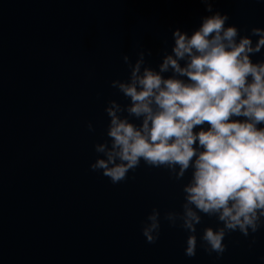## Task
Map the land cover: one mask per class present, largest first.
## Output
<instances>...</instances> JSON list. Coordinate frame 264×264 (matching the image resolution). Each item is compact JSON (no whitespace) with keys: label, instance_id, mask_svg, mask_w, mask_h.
I'll return each instance as SVG.
<instances>
[{"label":"water","instance_id":"obj_1","mask_svg":"<svg viewBox=\"0 0 264 264\" xmlns=\"http://www.w3.org/2000/svg\"><path fill=\"white\" fill-rule=\"evenodd\" d=\"M212 7L241 35L264 28V0ZM205 9L200 0H0V264H264V226L227 235L217 257L200 246L203 228L219 226L207 216L196 256H185L189 233L163 215L182 210L191 170L177 181L142 161L113 184L90 169L108 101L129 103L111 87L128 79L123 55L135 62L151 50L146 63L158 70L173 31L191 34ZM153 208L161 229L151 244L141 229Z\"/></svg>","mask_w":264,"mask_h":264},{"label":"clouds","instance_id":"obj_2","mask_svg":"<svg viewBox=\"0 0 264 264\" xmlns=\"http://www.w3.org/2000/svg\"><path fill=\"white\" fill-rule=\"evenodd\" d=\"M200 2L212 14L191 34L173 31L158 70L146 63L151 50L138 51L135 62L123 55L128 79L112 80L111 87L129 103L108 101L107 139L94 145L99 155L90 165L113 184L142 161L177 181L191 170L182 210L163 215L169 226L189 233V258L197 254V226L205 216L219 226L203 228L200 246L217 257L226 251L227 235L248 237L264 226V60L252 59L264 49V28L241 35L226 13L213 11L216 0ZM88 128L94 131L91 123ZM160 229L161 213L153 208L142 235L154 244Z\"/></svg>","mask_w":264,"mask_h":264}]
</instances>
